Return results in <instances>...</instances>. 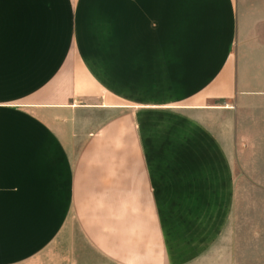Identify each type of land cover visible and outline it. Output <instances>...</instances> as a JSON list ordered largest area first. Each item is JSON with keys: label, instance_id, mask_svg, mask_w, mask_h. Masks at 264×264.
I'll use <instances>...</instances> for the list:
<instances>
[{"label": "crops", "instance_id": "crops-1", "mask_svg": "<svg viewBox=\"0 0 264 264\" xmlns=\"http://www.w3.org/2000/svg\"><path fill=\"white\" fill-rule=\"evenodd\" d=\"M259 99L237 0H0V264H87L72 225L101 264L255 260L232 227L238 185L264 192Z\"/></svg>", "mask_w": 264, "mask_h": 264}, {"label": "rangeland", "instance_id": "rangeland-1", "mask_svg": "<svg viewBox=\"0 0 264 264\" xmlns=\"http://www.w3.org/2000/svg\"><path fill=\"white\" fill-rule=\"evenodd\" d=\"M237 13L239 22L245 26V30L250 32L255 30L264 38V0H237ZM254 103L245 108L243 115L239 118L245 126H264V99L256 100ZM233 220L235 249L248 253L254 252L256 255L255 260L252 255H249V258L246 256L241 262L253 264V261H256L257 264H264V192L251 187L247 182L238 185ZM79 238L76 227L72 225L69 235L72 243L69 246L75 249L73 251L69 249L71 260L76 263L80 260L87 264H94V262L101 264L98 257L90 250L83 248L84 244ZM57 246L60 248L54 250L53 258H49V264L60 263L63 260L61 257L66 258V250H63L62 243ZM225 247V243L219 244L211 257L196 264H223L226 260L221 256ZM79 248L82 250L81 253Z\"/></svg>", "mask_w": 264, "mask_h": 264}]
</instances>
